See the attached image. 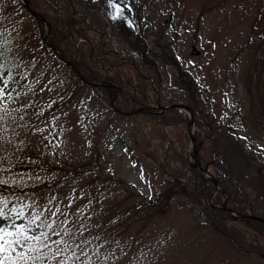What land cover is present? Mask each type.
I'll return each mask as SVG.
<instances>
[{
  "label": "rangeland",
  "instance_id": "374dc122",
  "mask_svg": "<svg viewBox=\"0 0 264 264\" xmlns=\"http://www.w3.org/2000/svg\"><path fill=\"white\" fill-rule=\"evenodd\" d=\"M120 1L117 18L105 10L101 19L113 49L134 50L131 31L142 23L146 60L167 70H160L161 87L181 88L175 66L164 60L174 57L196 83L191 92L212 101L220 120L236 131L242 144L233 159L242 172L251 169L241 180L254 194L253 177L264 174V133L252 120L242 82L264 47V0ZM44 31L17 0H0L2 64L9 66L6 89L13 93L11 101H0V179L10 185L0 196L9 205H25L26 213L13 223L39 216L32 231L44 233L53 257L59 248L68 264H255L202 226L184 192L161 214L146 211L169 183L193 187L190 139L158 145L155 134L140 139L138 127L148 130L136 121L115 120L113 128L105 103L43 45ZM165 144L168 151L158 148ZM171 152L182 155L186 171L173 173L180 166L171 160V169L165 167L163 154ZM49 264H59V257Z\"/></svg>",
  "mask_w": 264,
  "mask_h": 264
},
{
  "label": "trees",
  "instance_id": "16d2710c",
  "mask_svg": "<svg viewBox=\"0 0 264 264\" xmlns=\"http://www.w3.org/2000/svg\"><path fill=\"white\" fill-rule=\"evenodd\" d=\"M25 1L34 13L42 16L48 23L49 43L66 61L75 66L80 74V79L77 78L78 83L90 90L93 97L105 103L111 113L108 122L113 128H118L117 124L113 123L115 120L122 119L130 125L136 121L139 125H145L148 130L146 133L140 132L143 128L138 127L140 139L146 140L151 134H155L158 145L159 141L170 145L172 141L189 139L186 115L175 108L169 107L164 112H157L156 108L174 104L188 106L194 116L195 147L199 166L212 175L228 196L226 207L237 216L247 214L264 220L263 172L262 174L258 172L253 177L256 188L253 191L254 194H250L248 186L244 185L241 179L244 173L251 175V169L245 168L246 170L242 172L240 164L237 165L233 159L236 156L232 151H235V147L241 143L236 131L228 123L220 120L212 101L201 98V94L197 91L191 92L196 90L192 86L196 83L191 76L178 70L174 57L172 60L168 58L164 60L170 61V64L175 66L181 88H178V91H169L161 87L160 70L163 72L167 70L164 71L162 67L157 68L152 62L146 60L148 54L141 39L142 23L136 22L137 36L131 31L134 35V42L131 44L132 48L135 47L134 50L130 52L125 48L114 50V45L101 23L104 11L108 10L111 13L114 10L108 5L107 0ZM102 3L104 7L101 6ZM119 3L123 2L119 0ZM106 6L111 10L108 7L106 9ZM3 57L0 42V75L6 72L5 76H0V80H5V84L0 85V88L4 89V94L0 95V101L7 102L11 101L13 93L6 89L11 77L8 76L9 66L2 64ZM242 83L252 120L264 133L263 45L258 47L257 55L251 60ZM114 89L118 91L114 104L117 111H114L110 105L114 97ZM119 111L133 114L123 115L119 114ZM127 122L125 123L128 124ZM118 135L122 136L120 133ZM130 135L134 142L135 133L132 132ZM120 142L127 150H130L124 136L120 138ZM167 144L158 148L168 151ZM151 151H153L152 148H149L150 153ZM140 154L144 158L147 157L143 150ZM129 156L134 165H141L136 163L134 154ZM163 156V162H167L165 167L171 169L168 160L179 164L180 168L174 169L173 173L178 174L179 170L182 172L187 170L182 155L171 152ZM188 165L190 182L193 186L190 191L188 187L184 188L185 185L169 183L164 192L150 198L146 211L152 213V216L161 214L184 192L185 198L198 207L196 216L205 229L215 235H221L226 242L236 248L242 257L253 260L255 264H264V224L252 218L234 219L223 210H214L209 201L212 200L213 205L219 206L223 204L224 196L218 193L213 200L212 184L204 179L190 163ZM8 189L5 185H0V194ZM148 213L145 214L147 217H149Z\"/></svg>",
  "mask_w": 264,
  "mask_h": 264
},
{
  "label": "snow or ice",
  "instance_id": "6c2138e0",
  "mask_svg": "<svg viewBox=\"0 0 264 264\" xmlns=\"http://www.w3.org/2000/svg\"><path fill=\"white\" fill-rule=\"evenodd\" d=\"M107 3L114 9L109 14L113 19L117 18L121 14V6L115 0H107ZM3 94L4 89L0 88V95ZM13 183H18L15 178ZM0 185L9 186L10 189L7 179H0ZM25 214V205H9L7 198L0 196V264H49L55 257H59V264H68L59 248L53 257L51 249L42 242L44 233L36 235L32 231L30 225H34L40 219L39 216L33 215L27 224L13 223V217L22 219Z\"/></svg>",
  "mask_w": 264,
  "mask_h": 264
},
{
  "label": "water",
  "instance_id": "95a60500",
  "mask_svg": "<svg viewBox=\"0 0 264 264\" xmlns=\"http://www.w3.org/2000/svg\"><path fill=\"white\" fill-rule=\"evenodd\" d=\"M20 2L23 4L24 8L35 18L37 19H40L43 21L42 18H40L39 16H37L36 14H34L29 8L28 6L25 4V1L24 0H20ZM43 42L48 45V42H47V36H45L43 38ZM50 49L53 51V53H55V49L50 47ZM60 62L64 65H66L67 67H70L72 68V70L74 71L75 75L79 76L77 70L68 62H66L63 58H60ZM117 97V94L115 93L114 95V100L116 99ZM114 102V101H113ZM175 108V109H180V110H183L185 112L188 113V133H189V136H190V143H191V147H192V154H190V157L194 163L193 167L198 169L200 172L204 173V174H207L206 171L202 170L199 165H198V160H197V153H196V149H195V139H194V132H193V129H194V121H193V112L191 111L190 108L186 107V106H182V105H171V106H167V107H163L161 108L162 111H165L166 109L168 108ZM212 181L215 183L216 181L214 179H212ZM221 210H223L224 212H226L227 214H232V212L228 209H226L225 205H223L221 208H219ZM249 218H252V219H257L259 220L262 224H264V220L262 219H259V218H256V217H253V216H246V215H241L239 217H237V219H249Z\"/></svg>",
  "mask_w": 264,
  "mask_h": 264
}]
</instances>
